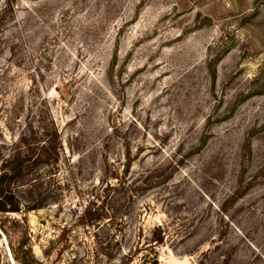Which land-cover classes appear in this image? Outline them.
Here are the masks:
<instances>
[{
	"label": "rangeland",
	"instance_id": "374dc122",
	"mask_svg": "<svg viewBox=\"0 0 264 264\" xmlns=\"http://www.w3.org/2000/svg\"><path fill=\"white\" fill-rule=\"evenodd\" d=\"M51 121L0 264H264V0H0V169Z\"/></svg>",
	"mask_w": 264,
	"mask_h": 264
},
{
	"label": "trees",
	"instance_id": "16d2710c",
	"mask_svg": "<svg viewBox=\"0 0 264 264\" xmlns=\"http://www.w3.org/2000/svg\"><path fill=\"white\" fill-rule=\"evenodd\" d=\"M50 128L49 133L48 130H42L36 133L31 132L28 138H25L24 135L21 136L19 145L15 146L12 156L2 159L0 169V212L20 211L18 204L13 199V194L10 189L14 181L23 174L31 171L34 167H43L42 169H48L50 171L57 164L60 149L62 148L60 134L57 125L53 121H51ZM34 180L37 179L35 178ZM23 207V210L28 212L41 208V204L38 202L34 205ZM96 214V210L93 212H91V210L86 211L84 217H89L88 220L85 221L86 226L94 227L98 225V214ZM64 233L65 230L63 229L60 236L57 238L58 242L64 240ZM64 241L67 243V240ZM95 244L98 246L99 252L105 250L102 248L103 242H100V240L95 241ZM12 252L14 259L19 264H42L41 261L34 258L30 248L23 250L22 244L19 245L18 249H13Z\"/></svg>",
	"mask_w": 264,
	"mask_h": 264
}]
</instances>
